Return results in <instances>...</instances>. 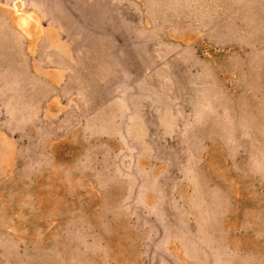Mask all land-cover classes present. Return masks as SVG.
Here are the masks:
<instances>
[{
	"label": "rangeland",
	"instance_id": "374dc122",
	"mask_svg": "<svg viewBox=\"0 0 264 264\" xmlns=\"http://www.w3.org/2000/svg\"><path fill=\"white\" fill-rule=\"evenodd\" d=\"M0 264H264V0H0Z\"/></svg>",
	"mask_w": 264,
	"mask_h": 264
},
{
	"label": "bare ground",
	"instance_id": "6f19581e",
	"mask_svg": "<svg viewBox=\"0 0 264 264\" xmlns=\"http://www.w3.org/2000/svg\"><path fill=\"white\" fill-rule=\"evenodd\" d=\"M24 23V22H23Z\"/></svg>",
	"mask_w": 264,
	"mask_h": 264
}]
</instances>
